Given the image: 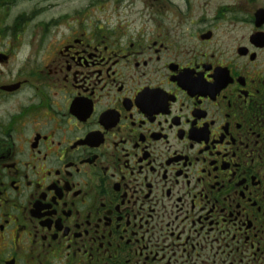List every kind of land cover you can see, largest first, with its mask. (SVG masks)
<instances>
[{
	"label": "flooded vegetation",
	"instance_id": "af4514ba",
	"mask_svg": "<svg viewBox=\"0 0 264 264\" xmlns=\"http://www.w3.org/2000/svg\"><path fill=\"white\" fill-rule=\"evenodd\" d=\"M0 264H264V0H0Z\"/></svg>",
	"mask_w": 264,
	"mask_h": 264
},
{
	"label": "rangeland",
	"instance_id": "374dc122",
	"mask_svg": "<svg viewBox=\"0 0 264 264\" xmlns=\"http://www.w3.org/2000/svg\"><path fill=\"white\" fill-rule=\"evenodd\" d=\"M8 41H9V38L7 37V35L5 33H2L0 37V50L3 51L6 49V47L2 45H5Z\"/></svg>",
	"mask_w": 264,
	"mask_h": 264
}]
</instances>
